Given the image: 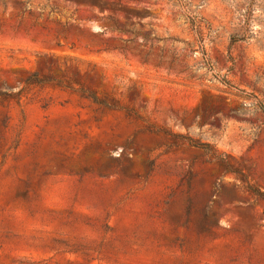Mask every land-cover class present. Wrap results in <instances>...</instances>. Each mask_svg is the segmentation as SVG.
<instances>
[{"label":"rangeland","instance_id":"obj_1","mask_svg":"<svg viewBox=\"0 0 264 264\" xmlns=\"http://www.w3.org/2000/svg\"><path fill=\"white\" fill-rule=\"evenodd\" d=\"M254 190L264 0H0V264H264Z\"/></svg>","mask_w":264,"mask_h":264},{"label":"trees","instance_id":"obj_2","mask_svg":"<svg viewBox=\"0 0 264 264\" xmlns=\"http://www.w3.org/2000/svg\"><path fill=\"white\" fill-rule=\"evenodd\" d=\"M86 93H87V97L90 98L94 103H96V104H98V105H100V106H102V107H105V108H110V107H111L107 102L98 99V98L95 96L94 93H92V92H86ZM201 147H203V146H201ZM203 148L206 149V150H208V149H209V146H205V147H203ZM254 193H255L256 195H259V196H261V197H264V194H261V193L258 192L257 190H254Z\"/></svg>","mask_w":264,"mask_h":264}]
</instances>
